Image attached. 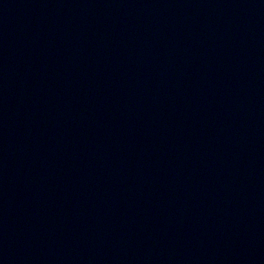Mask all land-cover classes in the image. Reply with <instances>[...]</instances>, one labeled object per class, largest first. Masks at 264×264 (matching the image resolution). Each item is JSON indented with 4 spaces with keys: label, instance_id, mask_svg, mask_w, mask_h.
Listing matches in <instances>:
<instances>
[{
    "label": "water",
    "instance_id": "water-1",
    "mask_svg": "<svg viewBox=\"0 0 264 264\" xmlns=\"http://www.w3.org/2000/svg\"><path fill=\"white\" fill-rule=\"evenodd\" d=\"M0 264H264V0H0Z\"/></svg>",
    "mask_w": 264,
    "mask_h": 264
}]
</instances>
